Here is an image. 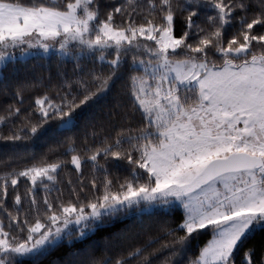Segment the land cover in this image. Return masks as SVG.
<instances>
[{
    "label": "snow or ice",
    "instance_id": "snow-or-ice-1",
    "mask_svg": "<svg viewBox=\"0 0 264 264\" xmlns=\"http://www.w3.org/2000/svg\"><path fill=\"white\" fill-rule=\"evenodd\" d=\"M0 151V264H264V0H0Z\"/></svg>",
    "mask_w": 264,
    "mask_h": 264
},
{
    "label": "trees",
    "instance_id": "trees-1",
    "mask_svg": "<svg viewBox=\"0 0 264 264\" xmlns=\"http://www.w3.org/2000/svg\"><path fill=\"white\" fill-rule=\"evenodd\" d=\"M70 70V67H69ZM55 73L56 72V63L55 61H48L46 59H39V58H33L29 60L26 64H22L20 66V75L24 76H47L49 72ZM4 155L3 152L0 151V159H3ZM103 235V232L99 233L96 239H99L100 236ZM203 239V238H202ZM262 242V239L260 237H256L251 243L256 244L259 246ZM195 245V242H194ZM62 253L60 251H56L52 253V256L49 257V259H52L54 257L61 256ZM47 264V261L45 262Z\"/></svg>",
    "mask_w": 264,
    "mask_h": 264
}]
</instances>
